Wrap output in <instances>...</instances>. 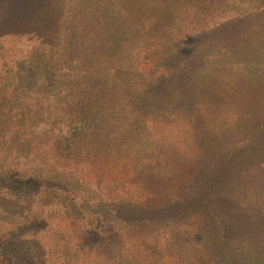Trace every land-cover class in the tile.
Listing matches in <instances>:
<instances>
[{
  "label": "trees",
  "instance_id": "trees-1",
  "mask_svg": "<svg viewBox=\"0 0 264 264\" xmlns=\"http://www.w3.org/2000/svg\"><path fill=\"white\" fill-rule=\"evenodd\" d=\"M262 16L0 0V264H264Z\"/></svg>",
  "mask_w": 264,
  "mask_h": 264
},
{
  "label": "rangeland",
  "instance_id": "rangeland-1",
  "mask_svg": "<svg viewBox=\"0 0 264 264\" xmlns=\"http://www.w3.org/2000/svg\"><path fill=\"white\" fill-rule=\"evenodd\" d=\"M17 0H10L11 3H15ZM5 17L7 18H12L13 16H11L10 14H6ZM255 17V16H254ZM252 17V18H254ZM251 18V19H252ZM263 19H253V20H256L258 22H261V21H264V16H262ZM250 19V20H251ZM252 20V21H253ZM220 31H217L210 39H216L219 37V35H221L222 33H219ZM209 39V40H210ZM208 40V42H209ZM200 44V43H198ZM200 45H203V44H200ZM199 45V46H200ZM198 46V48H199ZM206 45L204 44L203 47H205ZM152 218L151 214L150 213H144V212H141L139 213V215H130V216H124V217H121V220H128V221H136V220H142V221H149L150 219ZM264 231V229H263Z\"/></svg>",
  "mask_w": 264,
  "mask_h": 264
}]
</instances>
